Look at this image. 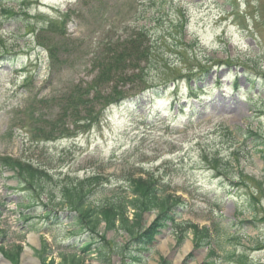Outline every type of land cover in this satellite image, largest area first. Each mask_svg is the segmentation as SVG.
<instances>
[{
    "label": "rangeland",
    "instance_id": "rangeland-1",
    "mask_svg": "<svg viewBox=\"0 0 264 264\" xmlns=\"http://www.w3.org/2000/svg\"><path fill=\"white\" fill-rule=\"evenodd\" d=\"M18 1L28 5L26 17H11L0 10L1 56L11 50L8 58L0 59V155L32 160L53 174L61 173L59 179L54 176L58 185L100 172L112 183L105 193L108 197L110 190L126 192L120 188L124 184L117 182L129 171L141 168L161 175L175 196L187 203L185 208L176 207L173 217L178 215L183 226L189 222L210 228L217 248L215 264H229L231 251L245 256L241 264H264V224L253 219L235 223L233 214L235 209L243 210V217L251 220L248 206L264 205V183H257L264 170V0H98V5L89 4L93 0ZM8 4L15 5V0H0V7ZM67 10L73 11L68 20L58 18ZM51 21H56L63 35L48 30ZM141 27L147 30L144 43L129 45L126 36ZM108 42L117 43L114 48L123 59L118 64L126 67L114 73L123 70L131 78L119 85L123 92L135 91L144 79L156 84L175 78L179 89L160 88L156 94L108 108L90 131H76L74 122L65 119L68 135L39 141L36 128L55 112L54 105L39 101L72 84L90 83L98 73L92 69L91 53ZM48 47L61 61L52 73L46 67ZM28 74L33 78L26 90L22 83ZM113 84L112 80L99 90L108 93ZM188 84L198 89L191 92ZM31 106L39 116L27 114ZM100 108L97 104L93 109ZM38 118L41 122H36ZM215 158L219 166L231 163L234 172L230 176L238 182L241 172L248 176L249 187L224 182L227 188L223 189L210 169L209 162ZM12 175L0 167L1 224L7 230L4 248L13 252L20 245L19 264H30V259L38 264L35 250H40L45 239L59 264L57 253L68 254L74 239L83 242L89 233L82 234V239L72 235L67 220L46 224L39 216L22 218V212L42 216L46 198L41 196L42 203L29 210L19 206L31 193L16 188ZM50 191L52 201L57 202L61 196L54 183ZM99 198L90 200L98 203ZM14 205L19 220L11 211ZM55 210L60 211L58 206ZM211 210H220L221 217ZM131 212L128 207L129 218ZM155 215H142L146 227L153 224ZM173 229L170 224L160 229L152 248L142 253L149 264H160L161 257L169 264H210L207 248H195L190 232L178 245ZM97 231L118 246L129 242L124 232L107 230L103 223ZM81 252L78 249L83 264L128 260L111 253L110 260L102 262L96 253ZM0 264H8L1 254Z\"/></svg>",
    "mask_w": 264,
    "mask_h": 264
},
{
    "label": "trees",
    "instance_id": "trees-1",
    "mask_svg": "<svg viewBox=\"0 0 264 264\" xmlns=\"http://www.w3.org/2000/svg\"><path fill=\"white\" fill-rule=\"evenodd\" d=\"M19 2L20 1L15 0L17 8L14 9L11 6L7 9L4 6L1 7V12H7L11 17L13 15L16 17L20 15L26 17V5L20 4ZM62 16L68 15H60L59 18ZM63 19L64 21L66 20L64 17ZM55 23L56 21L50 22L49 30L51 33L53 32L57 34V36H61L62 30L56 29ZM146 32L147 30L144 27L138 28L133 31L134 35L129 34L126 36V42L129 45H134L136 42L137 46L141 45L145 41ZM116 44L117 43L115 42L101 44L102 47L99 50L98 48L101 45L96 47V50L91 53L92 61L90 63L92 64V69L93 71H98V73L90 83L72 84L67 88L53 91V94L49 95L47 99L39 101L40 103H50L55 106L54 117H49L45 123L42 122L44 123L43 126L36 128V130L39 131V135L37 136L39 141H53L68 135L67 132L69 129L64 126L65 119H71V121L74 122V125L76 126L74 130H83L85 132L100 123L103 112L108 108L120 106L130 98L139 96V94L143 95L148 92L158 93L160 88L165 89L168 87L169 82L178 84L175 78H169L168 80L165 79L166 81L156 84L146 82L144 79L141 80L143 85L139 88L137 86L135 91L131 93L123 92L118 88L119 85L121 86L124 85L125 82H130L131 78L123 71L126 70V67H120L118 64V62H121L123 59H121L122 54L118 53L120 51L117 52L114 48ZM174 47L175 50L179 49V46L175 45ZM147 50L148 49L144 47L143 52L148 53ZM10 51L11 50L5 51L3 56H1L2 53L0 52V58L8 56ZM47 52L49 59L48 67L52 73L60 66L61 61L60 58L55 55V51L51 48L48 47ZM109 53H112L113 55L111 56ZM106 61H109L111 64L106 63ZM132 65L135 66V64ZM116 68L123 69L119 72V75L114 73L117 72L115 70ZM115 75L117 76L114 78ZM136 75L141 76L140 74ZM143 76L146 75L144 74ZM191 77L192 76L188 77L189 81ZM112 80L114 84L111 86V91L104 93L99 90L100 87L108 85ZM31 82L32 76H27L23 84V86L26 87V90L29 89ZM189 90L193 92L194 88L189 86ZM97 104L100 105L101 108L95 111L93 108ZM26 112L31 117H33V115L39 116V114L35 112L33 106L28 107ZM39 121V118L36 119V122ZM262 149L264 150V146ZM233 160L236 161L234 158ZM217 162L218 159L215 158L214 160H210L209 165L210 169L213 171V177H217L218 180L221 181L223 189L227 188L224 182H229L232 187H239V184H242L246 188L249 187L245 180L248 176L241 172L239 175L241 181L238 182V180H235L230 176L234 172V169L232 170L234 167L231 166L230 162H223L222 166H219L220 164L218 165L219 162ZM0 167H4L13 172L12 178L17 182L16 188L31 193L30 197H28V201H21L19 206L33 208L35 205L42 203L41 196H44L46 200L42 205L46 211L42 216L40 214L37 215L42 217V219L46 221V224L48 222L51 223L53 220H67L68 226L71 227L70 233L72 235H81L78 238L82 239L84 236L82 234L89 233V239H86L83 242H78V240L74 239L69 245L70 248L74 249L72 253L59 254L60 264H83L80 254L77 253L78 249L82 250L81 253L83 254L90 252L96 253V256H98L102 262L110 260V254L115 253L118 256L122 255L124 258L126 257L128 259L126 262L122 260L121 264H145L144 254L142 255V253H146L151 249L156 234L168 224H171L175 228H180L178 232L177 230H173L178 234L176 238L178 245L182 243L187 230L192 231L193 242L195 243L194 245L196 248L208 247L211 244L212 239L207 228L198 229L197 226L193 224H189V228L182 227V223L177 221L178 215L173 217L175 208L181 205L182 202H180L172 193L167 191V188L165 187V178L161 175L156 176L155 174H149L143 170L129 171L118 178L117 182L124 184L120 188L123 189V192H126L121 194L116 190H110L109 192L111 193L108 197L105 193L112 183L109 182V178L106 175H103L100 172H94L89 175L87 174L83 176V178H75L78 179L76 182L71 180L72 182L58 185L59 182L56 180L59 179L61 173L53 174L49 172V169L33 162L32 160L3 155L0 156ZM65 178H69V174L66 175ZM53 183L54 186L58 187L61 196L57 202H55V200L52 201V197L49 195L52 194L50 186L53 185ZM257 183H259V186L264 183V170ZM250 195L252 197V191H250ZM93 196H96V198L100 197L97 200L98 203L90 200ZM129 198L131 200H129ZM255 205L256 204L248 206V208L251 209V217L253 220L264 224V216H262L264 205L260 206L258 203L257 206L254 207ZM56 206H58L60 210L58 213L57 210H55ZM1 207L2 205L0 204V208ZM128 207L132 209L131 219L127 213ZM180 207L184 208L183 205ZM144 213L156 214L155 221L153 224L151 223L149 227L144 225L142 218ZM26 218L30 219L31 217L26 216ZM250 221L251 220H244L242 222L245 223ZM102 223L107 230L124 232L129 240L128 244L126 246H118L113 242L111 243L109 240L107 241L105 236L100 235L97 231L99 225ZM1 236L2 232H0V241L2 239ZM97 236L100 237L102 244H100ZM0 250L13 264L18 263L21 250L19 246L15 247L13 252L4 250L2 246L0 247ZM35 253L40 259L41 264H55V260L52 258V252L46 244L43 243L41 250H36ZM242 255H235V253H233L231 255V257H233L231 262L238 264H241L242 262L244 263L242 257L245 256ZM212 256H214V253H209L211 259ZM160 264L169 263L165 259H160Z\"/></svg>",
    "mask_w": 264,
    "mask_h": 264
},
{
    "label": "bare ground",
    "instance_id": "bare-ground-1",
    "mask_svg": "<svg viewBox=\"0 0 264 264\" xmlns=\"http://www.w3.org/2000/svg\"><path fill=\"white\" fill-rule=\"evenodd\" d=\"M188 246H189V242H188V244L185 246V248H184V252H183V253H185V251L188 249ZM27 251L30 252V249H27ZM179 257H180V256H179ZM30 264H36V263L34 262V260L30 259Z\"/></svg>",
    "mask_w": 264,
    "mask_h": 264
}]
</instances>
